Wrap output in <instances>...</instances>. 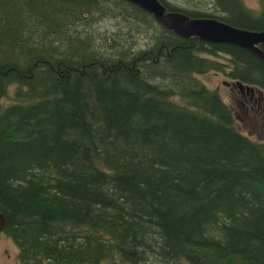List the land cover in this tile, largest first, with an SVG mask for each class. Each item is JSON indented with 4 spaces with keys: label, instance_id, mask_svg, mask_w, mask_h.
I'll use <instances>...</instances> for the list:
<instances>
[{
    "label": "trees",
    "instance_id": "1",
    "mask_svg": "<svg viewBox=\"0 0 264 264\" xmlns=\"http://www.w3.org/2000/svg\"><path fill=\"white\" fill-rule=\"evenodd\" d=\"M160 1L264 28V0ZM211 57L264 90L251 51L181 37L130 1L0 0L1 232L18 264H264V142L197 78L223 71Z\"/></svg>",
    "mask_w": 264,
    "mask_h": 264
},
{
    "label": "rangeland",
    "instance_id": "2",
    "mask_svg": "<svg viewBox=\"0 0 264 264\" xmlns=\"http://www.w3.org/2000/svg\"><path fill=\"white\" fill-rule=\"evenodd\" d=\"M169 4H172L178 8L194 11H208L210 12L211 0H165ZM247 9H250L256 13L260 10L259 0H241ZM216 15H221L218 10H215ZM96 28L100 32H105L109 30H114L118 27L115 23V19L111 17H99L96 21ZM114 25V26H113ZM95 28V26H94ZM97 46H99V40L95 41ZM143 44V41L139 38L135 45ZM222 64V70L211 69L207 72L197 75V78L209 89L216 90L222 100L229 105L234 115L235 126L244 134L249 136L253 140L264 142V105L261 103L259 107V112H254L251 110H244L240 103L238 102V92L232 91L230 89L231 83L235 82V79L228 75L230 71L229 66L225 64L228 60L223 57H211ZM225 69V71H224ZM235 85V89H236ZM255 89V88H254ZM14 87L9 86L3 96L1 102L2 104H9L15 99ZM240 93V92H239ZM18 247L15 243L7 237L4 233L0 234V264H18Z\"/></svg>",
    "mask_w": 264,
    "mask_h": 264
},
{
    "label": "water",
    "instance_id": "3",
    "mask_svg": "<svg viewBox=\"0 0 264 264\" xmlns=\"http://www.w3.org/2000/svg\"><path fill=\"white\" fill-rule=\"evenodd\" d=\"M152 14L167 29L181 37L197 36L207 42H218L237 45L245 48L264 60V51L259 48L264 44V28L252 30L233 26L213 17H190L182 11L167 10L160 0H127ZM240 88L253 87L235 81ZM5 218L0 213V232Z\"/></svg>",
    "mask_w": 264,
    "mask_h": 264
},
{
    "label": "flooded vegetation",
    "instance_id": "4",
    "mask_svg": "<svg viewBox=\"0 0 264 264\" xmlns=\"http://www.w3.org/2000/svg\"><path fill=\"white\" fill-rule=\"evenodd\" d=\"M230 85H231L230 89L232 91L236 90V92H238L237 100L240 103V106L246 111L248 110L253 111L254 112L253 116H255L256 112H259V107L261 103L264 105V90L249 84H245V85H249L253 88L251 89L240 88L235 84V82L234 83L232 82ZM235 85L237 86L236 89H235ZM262 117L264 116L262 115Z\"/></svg>",
    "mask_w": 264,
    "mask_h": 264
}]
</instances>
